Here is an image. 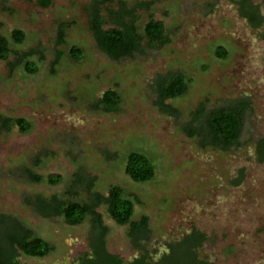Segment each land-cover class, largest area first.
<instances>
[{"label": "rangeland", "instance_id": "374dc122", "mask_svg": "<svg viewBox=\"0 0 264 264\" xmlns=\"http://www.w3.org/2000/svg\"><path fill=\"white\" fill-rule=\"evenodd\" d=\"M49 1L44 8L38 0H0V35L11 49L0 60V123L22 118L32 125L24 134L0 128V214L16 217L53 247L43 258L20 254L19 262L73 264L90 252L93 232L89 218L70 226L61 217L43 218L27 200L57 195L85 202L91 191L119 186L136 200L132 220H149L144 246L153 259L196 230L206 236L200 259L264 264V161L257 154L264 141V23L254 27L241 14L249 2L264 21L263 0H111L99 8L104 30L113 27L106 8L141 5L136 32L143 35L152 16L169 40L156 48L144 40L140 52L119 60L100 52L91 32L90 8L99 0ZM14 30L24 34L21 43L11 40ZM27 65L36 72L29 74ZM169 73L182 74L188 87L161 105L157 82ZM107 90L120 99L110 113L95 108ZM239 102L249 109L236 147L203 148L185 133L202 108ZM131 152L152 162L151 181L135 183L125 174ZM29 174L43 181L32 182ZM50 175L61 182L50 185ZM97 212L107 252L125 262L138 257L128 226L112 221L105 207Z\"/></svg>", "mask_w": 264, "mask_h": 264}, {"label": "trees", "instance_id": "16d2710c", "mask_svg": "<svg viewBox=\"0 0 264 264\" xmlns=\"http://www.w3.org/2000/svg\"><path fill=\"white\" fill-rule=\"evenodd\" d=\"M108 2L111 0L95 1L90 8L91 32L97 48L108 58L119 60L140 52L141 43L144 40H147L150 48L161 47L169 42L165 36L163 23L154 20L152 16L144 26L143 35L136 32L134 20L141 5L128 7L127 4L121 3L117 10L106 8L113 27L104 30L102 26L105 19L101 17L99 8ZM37 3L44 8L50 5L49 0H38ZM242 5V7L247 6L249 10L248 12L242 10L241 14L254 27L259 26L261 20L256 6L249 2H244ZM11 40L14 43H21L24 40V34L14 30L11 33ZM218 51L220 57L225 55L223 48L220 47ZM10 54L8 39L0 35V60H7ZM72 56L75 60L80 58L76 49H72ZM26 69L29 74L36 72V68L30 65H27ZM186 81L185 77L179 73H169L167 77L160 78L156 89L158 103L163 105L167 100L184 95L188 87ZM119 104L120 99L116 91L107 90L97 100L95 108L110 113L116 111ZM248 109L249 104L246 102H239L234 106L211 110L207 113L202 108L195 114L184 131L190 138L194 136L200 138L203 148L213 147L228 151L239 143L245 113ZM13 126L23 134L28 133L32 128L31 123L22 118L1 119L0 128L10 130ZM257 147L258 160L263 162L264 141H260ZM124 172L135 183L149 182L155 174L152 162L138 152L128 154ZM29 179L36 183L43 181V178L33 174H29ZM81 179L80 183L84 184V180ZM61 180L62 178L58 175H50L46 178L50 185L59 184ZM241 180L242 176L233 183L238 185ZM91 187L92 183L89 182L87 189L91 191ZM89 193L88 200L85 202L63 199L57 195L49 198L35 196L32 200H27L34 211L43 218L61 217L70 226L81 225L86 218L90 219L93 228L90 237V252L82 255L73 264H210L200 259L198 255V250L205 242L206 236L196 230L168 244V252L163 253L157 260L153 259L144 246L150 237L148 218L144 216L138 221L132 220L136 200L126 195L119 186H111L106 194L95 191ZM100 207H105L109 218L116 224L128 226V237L133 247L140 252L138 257L125 262L107 252L104 242L107 229L103 226L100 213L97 212ZM52 251L53 247L45 239L35 236L19 219L11 215L0 214V264H23L18 260L20 254L43 258Z\"/></svg>", "mask_w": 264, "mask_h": 264}, {"label": "flooded vegetation", "instance_id": "af4514ba", "mask_svg": "<svg viewBox=\"0 0 264 264\" xmlns=\"http://www.w3.org/2000/svg\"><path fill=\"white\" fill-rule=\"evenodd\" d=\"M258 10V9H257ZM258 15H259V12H258ZM259 18H260V24H259V26H262L263 25V23H264V21H263V19L260 17V15H259Z\"/></svg>", "mask_w": 264, "mask_h": 264}, {"label": "crops", "instance_id": "0c3cea01", "mask_svg": "<svg viewBox=\"0 0 264 264\" xmlns=\"http://www.w3.org/2000/svg\"><path fill=\"white\" fill-rule=\"evenodd\" d=\"M263 3H264V0H263Z\"/></svg>", "mask_w": 264, "mask_h": 264}]
</instances>
